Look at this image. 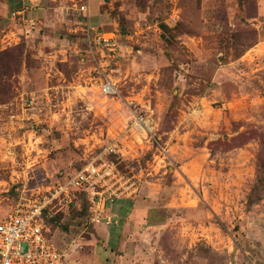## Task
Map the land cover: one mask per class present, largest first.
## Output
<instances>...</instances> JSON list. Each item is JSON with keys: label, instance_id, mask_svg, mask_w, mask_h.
Listing matches in <instances>:
<instances>
[{"label": "rangeland", "instance_id": "rangeland-1", "mask_svg": "<svg viewBox=\"0 0 264 264\" xmlns=\"http://www.w3.org/2000/svg\"><path fill=\"white\" fill-rule=\"evenodd\" d=\"M14 7L0 13V219L116 145L139 192L109 226L81 197L48 218L64 264H264V0ZM92 28L113 46L90 49Z\"/></svg>", "mask_w": 264, "mask_h": 264}, {"label": "built area", "instance_id": "built-area-1", "mask_svg": "<svg viewBox=\"0 0 264 264\" xmlns=\"http://www.w3.org/2000/svg\"><path fill=\"white\" fill-rule=\"evenodd\" d=\"M78 8L79 12H88L85 4ZM101 41L113 46L108 39L96 38L90 33L86 36L90 49ZM101 92L116 94V84L106 78ZM136 123L143 125L140 119ZM119 154L116 145L104 147L67 181L37 187L12 214L0 219V264H64V254L50 239L47 219L68 209L84 193L90 203L91 223L112 225L115 219L106 214L108 207L122 199H133L139 192L135 178L120 171L111 160Z\"/></svg>", "mask_w": 264, "mask_h": 264}, {"label": "crops", "instance_id": "crops-1", "mask_svg": "<svg viewBox=\"0 0 264 264\" xmlns=\"http://www.w3.org/2000/svg\"><path fill=\"white\" fill-rule=\"evenodd\" d=\"M0 2L2 3V1L0 0ZM15 4H17V5H22V4H25V0H4V4H3V6H1L0 7V13H1V15L3 16V17H6V15H5V13L7 14L8 13V11L9 10H11V9H14L15 7H14V5ZM89 12V11H88ZM90 27V26H89ZM91 28V27H90ZM95 29V28H94ZM99 30H97V29H95V32H93L94 34H95V36L94 37H96V38H99V37H102V38H109V37H107V36H113L112 34H105V33H102V34H100L99 32H98ZM116 56L117 55H114L113 57H114V59H116ZM101 150V149H100ZM140 215H141V213H139ZM114 216V219H116V216L115 215H113Z\"/></svg>", "mask_w": 264, "mask_h": 264}, {"label": "trees", "instance_id": "trees-1", "mask_svg": "<svg viewBox=\"0 0 264 264\" xmlns=\"http://www.w3.org/2000/svg\"><path fill=\"white\" fill-rule=\"evenodd\" d=\"M85 40H86V37H85ZM86 45H88L87 42H86ZM111 160L114 161V162L117 164V160H118V158H116L115 156H112V157H111ZM85 164H86V163H85ZM85 164H84V165H85ZM84 165H83V166H84ZM83 166H82V167H83ZM117 166H118V164H117ZM82 167H81V168H82ZM118 169H119L120 171H122L123 173H126L125 171L121 170V169L119 168V166H118ZM80 170H81V169H80ZM81 199H82V200H85V202L87 203L88 208H89L90 203H89V201L87 200V198H86V194H85V193L82 194ZM48 221H49V220H48Z\"/></svg>", "mask_w": 264, "mask_h": 264}]
</instances>
